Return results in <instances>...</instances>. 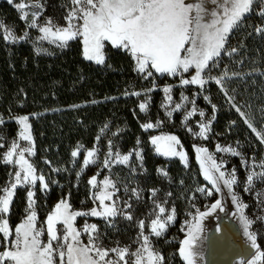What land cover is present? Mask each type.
Returning a JSON list of instances; mask_svg holds the SVG:
<instances>
[{
  "label": "snow or ice",
  "instance_id": "1",
  "mask_svg": "<svg viewBox=\"0 0 264 264\" xmlns=\"http://www.w3.org/2000/svg\"><path fill=\"white\" fill-rule=\"evenodd\" d=\"M14 3V0H8ZM256 0H71L73 7L64 17L65 26L53 24L49 18L44 25L38 24V17L41 15L43 6L39 0L34 3L25 4L23 2L16 4V8L22 13L21 20H26L30 14L32 21L27 26L29 28H38L39 40H48L49 43H55L60 48L68 46V42L79 38L83 45V57L88 61H93L97 65L105 64L104 49L106 42L113 48L126 51L135 62V71L138 74H144L143 78L153 76V70L161 76H181L180 84L199 85L203 89L204 85L209 81H214L221 87V90L227 94L224 88L225 79H231L227 73L220 77H211L204 75L215 67L219 57L222 54L231 55L236 52L232 49L227 52L226 43L232 31L241 26L247 14L252 10V5ZM262 5L260 15H264V0H259ZM211 4L213 7L209 8ZM31 9V12L25 9ZM0 24V28H3ZM4 39L13 43L19 42L16 37L7 28L4 29ZM257 33L264 34V28H257ZM28 32L19 38L24 40L28 37ZM39 54L42 49L37 48ZM46 51V50H43ZM51 54V53H48ZM194 68L195 73L190 79L183 78L184 73H188ZM234 76L236 74H233ZM166 100L172 101L170 95L171 88L163 89ZM132 95H141L139 92ZM204 99L209 100L208 96ZM181 100L187 101L188 97L181 94ZM228 102L233 108L244 118V122L251 129L256 137L264 143V130H257L253 123L248 119L244 112L233 103V98L229 97ZM191 103L193 107L187 111L183 117L182 123L189 120L195 114H199L202 118L198 122V132H193L192 128L188 131L193 138H201L207 140L208 133L211 131V124L215 121L216 105H212L213 116L211 120L205 122V112L195 107V100ZM148 101L141 102L139 108L141 112L147 111ZM183 107V103H177L175 107L166 114L171 118L173 111H179ZM20 131L18 138L14 140L8 151L3 155V162L6 164H14L18 166V170L14 173V182L10 183V187L3 189V195H0V234L3 235V241L0 246L4 247V251L0 252V264H55V257H59V264H162L163 257L153 251V245L150 243V236L143 233L145 222L143 219L139 221L141 232L136 239L139 244L135 251L130 250V246L123 248L117 246L113 248H105L100 242V236L97 225L85 224L83 232L88 234L89 242L83 245L80 241L81 231L74 227V221L80 216H94L105 220L109 227L115 226V220L118 216L128 221L133 220L131 211L125 213L118 204L113 201L115 194V185L105 177L103 181L97 182L96 176L88 180V184L93 189L99 191L92 193L93 201H99V208L93 207L89 212L72 211L71 205L66 199H61L52 212L47 215L45 224L48 236L47 243L41 241L44 234V227H37V213L35 206V186L39 181L40 191L48 190V183L44 175H37L36 168L25 158L35 155L33 137L30 132L28 116L16 118ZM3 121L0 120V123ZM156 124L144 123L141 127L147 131L158 126ZM186 126V125H185ZM3 138L0 137V140ZM99 139V137L97 138ZM28 142V146L21 147L19 141ZM151 144L155 148L158 155L166 158L178 157L185 167H188V158L182 149L181 142L176 135H158L150 138ZM139 143V141H138ZM110 150L104 161V166L109 167L111 163L127 164L131 153L121 155L118 151L113 153ZM181 146V150H177ZM3 147V144H0ZM80 145L78 148H82ZM196 153L197 162L200 164V171L205 181L211 185L212 190L204 188L198 189L201 194L207 192V196L211 197L214 192L222 193L227 189L231 194V202L236 205L233 215H239V222L242 226L243 235L250 245L251 249H255L256 253L251 260H247V264H257V261L264 259L262 252L257 244V235L250 231V226L254 223L244 212L249 205L241 203L237 195L234 194V186L237 185L238 179L236 169L233 168L231 173H227L223 168V162L217 164L208 150L202 146L193 145ZM99 151L94 148L85 153L83 168L95 163V153ZM217 152H230L232 156H238L240 153L235 148L216 146ZM16 156L14 160L13 157ZM73 158L78 156V151L71 153ZM135 157L140 161L141 166L143 156L141 151H135ZM211 161L210 164L207 162ZM247 167V164H245ZM257 167L256 164L252 165ZM260 167L264 168V164ZM135 170V169H133ZM53 171H60L53 169ZM158 173L162 170L158 169ZM77 172V177L81 175ZM218 173V175H217ZM166 175V173H165ZM227 175V178H226ZM256 182H264V172H250L246 177L244 191L249 193ZM222 181V184H221ZM55 183V181H53ZM28 186L27 191V215L26 218L18 224L14 232L10 231L8 214H10V205L13 201L14 193L18 187ZM102 186V187H101ZM112 188L113 191H109ZM153 190V196L155 195ZM134 196L139 199L136 189L132 190ZM105 201H112L106 204ZM125 207L131 209L132 205L125 202ZM159 209V214L165 213V207L159 203L155 204ZM223 210L222 201L217 199L211 204L208 211H201L195 219V227L190 230L187 238L180 242L179 255L185 264H196L197 253L193 247L200 237L197 233H203L202 222L217 210ZM175 209L173 208V213ZM174 215H168L167 220H163L161 215L151 220L150 231L156 238H161L167 230L170 222L174 221ZM257 219L264 220V217ZM62 225V229L58 228ZM62 231L63 235H59ZM220 231L219 227L216 229ZM142 236V242L140 237ZM129 257L132 259L129 260ZM246 257L241 259L244 264Z\"/></svg>",
  "mask_w": 264,
  "mask_h": 264
},
{
  "label": "trees",
  "instance_id": "2",
  "mask_svg": "<svg viewBox=\"0 0 264 264\" xmlns=\"http://www.w3.org/2000/svg\"><path fill=\"white\" fill-rule=\"evenodd\" d=\"M41 1L47 16H59L60 22L65 23L64 13L70 9L71 0ZM261 7L260 2L254 4L241 26L229 36L225 46L227 52L232 49L237 51L231 55L222 54L216 66L208 72L211 77H220L225 73L232 77L224 82L227 94L212 81L204 92L209 100L206 101L202 96L200 105L208 114H214L212 105H216L213 138L222 136L221 139L237 144L243 151L264 157V143L228 102L229 97L233 98V103L245 113L253 126L257 130H264V34L256 32L257 28H264ZM0 24L12 25L18 31L22 27L16 11L6 3L0 4ZM108 48L105 64L96 65L83 58L79 40L62 49L46 47L45 53L38 54L32 45L8 43L0 35V117L9 129L7 137L16 134V118L25 115L30 117L36 172L44 175L50 190L48 196L43 198L39 188L36 189V209L40 223L67 193L74 207H78L79 197L86 196V179L91 173L77 179L80 161L84 150L92 148L106 126L115 127L118 132H131L132 137L147 135L141 127L144 122L139 108L142 98L132 93H140L148 86L134 70L135 63L128 53L110 46ZM174 133L190 156L188 172L194 184L205 186L194 160L190 137L184 130L178 129ZM80 145L83 151L79 155V162L71 167V153ZM144 160L152 177L158 166L168 165L151 155L148 144ZM168 173L175 176L172 166L168 168ZM10 176V168L3 163L0 155V195L8 187ZM77 181L79 187L75 190ZM77 193L82 195L77 196ZM180 197L176 205L182 209L188 200L182 201ZM25 205L26 191L18 189L8 217L11 229L23 219ZM178 222L179 219L176 225ZM177 249L175 260L183 264Z\"/></svg>",
  "mask_w": 264,
  "mask_h": 264
},
{
  "label": "rangeland",
  "instance_id": "3",
  "mask_svg": "<svg viewBox=\"0 0 264 264\" xmlns=\"http://www.w3.org/2000/svg\"><path fill=\"white\" fill-rule=\"evenodd\" d=\"M21 2L25 4H31L34 3L35 0H14V3L11 4L8 2V0H0V4L6 3L16 11L17 16L20 22L22 23V27L19 30L20 32L16 27L12 25L11 26L3 25L4 27L0 28V35L4 37L5 35L4 29L7 28L19 41L16 43H28L32 45L35 48V50L37 48H40L42 49L40 53H45L46 51L43 50H46V47L60 48L55 43H49L48 40L41 41L38 39L39 36L42 35L41 33H39L38 28H29L27 26L32 21V16L30 14L27 16L26 20L20 19L22 13L16 8L15 5ZM39 2L43 6L41 15L37 18L39 25H44L45 22L49 18H51L53 24L58 26H65L66 22L64 24L60 22L61 17L57 16L55 18H52L47 16L42 1L39 0ZM258 2L259 0H256L254 4ZM254 4L252 5V7L254 6ZM72 7L73 5L71 3L70 9ZM69 10L65 11L64 16L67 15ZM25 11L31 12L32 10L26 8ZM250 12L247 14V16L250 14ZM25 31L28 32L29 34L28 37H26L24 40H20L19 38L25 33ZM76 40L80 41L82 47V54H83L82 42L79 38H77ZM76 40L70 41L68 42V44ZM7 42L13 43L10 41ZM109 46L112 47L110 44L106 42V46L104 49L105 62H106L107 51L109 49L108 48ZM194 73H195V69L192 68L188 73L183 74V78L190 79L191 75H194ZM139 75L142 78V82H144L148 86L147 89L141 90L140 91L141 95H139L142 98L141 102H145L146 100L148 101L147 111L146 112L140 111L141 116L144 118L143 124L149 122L156 124L157 120H159L160 121L159 125L152 129H148L147 131H145L142 128L144 133L147 132L146 133L147 135H144L142 137L141 136L132 137L131 132H126V131L118 132L115 130V127L112 129L111 126H106L99 133L98 135L99 139H96V142L94 143L92 148L88 149V150H93L94 148H96L99 150L95 153V157H94L95 163L90 164L86 168H83V171L81 172V169L83 167L84 156L86 151L88 150H84L83 159L80 161V169L78 172H81V175L79 176V178L77 177V179L79 180L81 177L85 176L89 172L91 173V175L88 176L86 179V183L88 186V191L86 192V196L79 197L80 199L78 201L79 204L78 207H74L72 205V201L69 193H67L62 198L68 201V203L71 205L72 211L89 212L93 207H97V209L100 210L99 201H93L92 199V193L99 191V189H93L92 186L88 184V180L93 176H96L97 182H99V181H103L105 177H107L115 185V189H114L115 194L113 196V201H115L118 204L119 208L123 210L125 213L131 211L133 214V220L128 221L123 217L118 216L115 220V226L109 227L106 224L105 220L100 217H94L90 215L77 217L76 220L74 221V227L77 230H80L82 233L80 236L81 243L83 245H87L89 242L88 234L82 231L85 224L86 223L89 225L95 224L97 225V229L99 232L100 242L105 248H113L117 246L123 248L125 246H130V250L135 251L139 246V244L136 243L135 241L141 232V229L139 227V221L143 219L145 222L143 233L145 235L150 236V243L153 245V251H155L157 254L163 257L162 264H178L177 261L175 260L176 247H178L177 249V254H178L180 242L183 239L187 238V235L190 230L194 229L195 219L199 215V212L206 211L215 200L214 194L211 197H208L207 192L201 194L198 191V189L200 188H204L206 190H210V189L206 186L198 187L194 184V181L188 172L190 169V162H191L190 156L187 153L185 146L181 141L180 142L182 149L185 151L188 158L187 168L185 167L184 164L181 163L178 157L166 158L162 155L156 154L155 148L150 142V138L152 136L169 135V134L176 135L174 131L180 129V130H184L188 134L193 145L195 144L197 146H202L206 148L208 150V153L212 155L213 159L216 161L218 165L223 162L222 170H225L226 174L231 173L233 168L236 169L238 183L237 185L234 186L233 192L234 194L237 195L238 199H240L241 203L249 205V207L244 209V212L249 219H252L254 221V223L250 226V231L257 235V243L259 244V248L262 252H264V220L257 219L258 217H264V182H256L254 180L251 191L249 193H246L244 191L245 184L247 182L246 177L250 172L252 171H256L257 173L264 172V168L260 167L261 164H264V157L255 156L254 154L245 152L237 144H233L224 139H221L222 136H215V138H213L214 137L212 132L213 123L211 124V131L208 133L209 138L207 140L201 139L199 137L194 139L192 134L188 131V128L189 127L192 128L193 132L199 131L197 124L199 121H201L202 118L199 116L198 112L197 114L192 116L189 120L182 123L183 117L186 114V112L191 110L193 107V104L191 103L192 100H195V107L198 110H203L205 112V117H203V120L205 122L211 120L213 114H208L207 111L204 110V108L200 105V98L204 96V92L206 91L208 85L212 81H209L207 84L204 85L203 89H201L199 85L182 86L180 84L181 76L179 75L161 76L159 74H156L154 70H153V76L148 77L147 79L143 78L144 74H139ZM204 75L210 76L207 71ZM156 77L164 78V79L158 80ZM165 87L171 88V92H170V95L172 97L171 102H168L166 100L165 93L163 91ZM182 93L184 94V96L188 97L187 101L181 100ZM177 103H183V107L179 111H173L171 118H169L166 113L168 111H171ZM154 104H156L155 109H154ZM0 120H2L1 117ZM28 123L30 125L29 121ZM4 124L5 121L0 123V137L3 138L2 140H0V144H3V147H0V155L2 156V159H3V155L8 151L11 143L18 138V133L20 131V126L18 125L17 120H15V124L17 127L16 134L14 137H7V134H9V129ZM30 132L32 135L31 126H30ZM148 132L150 134H148ZM109 142H111V151L113 153L117 151L121 155H126L131 153L129 162L127 164H118L113 162L110 164L109 167L104 166V161L110 150ZM32 143L34 144V140L32 141ZM19 144L21 147L28 146V142L23 140H20ZM147 144L149 150L151 151V155L154 158L162 159L163 161L168 163V165L165 166H158L155 170L154 177H152L148 169L145 167L144 156L146 155ZM217 144H219L222 148L223 147L235 148L240 153V155L232 156L230 152L228 153L217 152L216 151ZM181 146H178L177 148L178 151L181 150ZM76 150L78 151V156L76 158L72 157L73 162L71 167H74L75 164L76 165L78 164L79 155L83 151V148H78ZM137 150L141 151V154L143 156L142 166L140 161L137 160L135 157V151ZM34 152H35V147H34ZM34 156L35 155L28 156L27 153H25V158L30 163H32L36 168L34 164ZM13 159L14 160L16 159L15 155ZM170 162H172V165H170ZM4 164L8 166L11 171L10 181L8 185V187H10V183L14 182V173L16 170H18V166H15L14 164H6V163ZM245 164H247V167H245ZM253 164H256L257 167L253 168L252 167ZM170 166H172V168L174 169L175 176L170 175L168 173V168ZM158 169L162 171L158 173L157 171ZM37 187L39 188L40 191L39 181H37V184L35 186L34 210L36 211V213H37V209H36ZM78 187H79V182L77 181L74 185L75 190H77ZM182 187H184L185 189H183ZM18 189H22V190L24 189L26 191V205L24 209V216L23 219L21 220L22 222L27 215V203H28L27 191L29 189L28 186L18 187L17 190ZM133 189L137 190V193L139 194V199L133 195L132 193ZM153 190H156L154 196H153ZM109 191H113V189L110 188ZM15 193H14V197H15ZM49 193H50L49 187L46 192L40 191L41 197L43 198H46ZM182 194H184L185 196L183 197ZM79 195L82 194L77 193V196ZM178 197H180L182 201L184 199L188 200V203H186V206L183 207L182 209H179L176 205ZM125 202L131 204L132 208L127 209L125 207ZM105 203L110 204L112 203V201H105ZM156 203H159L161 206L165 207L164 214H159V209L155 207ZM11 205H10V210H11ZM173 208L175 209L174 213H173ZM53 209L54 207L50 210V212L47 215H49ZM170 214L174 215L175 217L174 221L168 224L167 230L161 238H156L154 235L151 234L150 231L151 220L156 219L158 215H161L162 219L166 221L167 216ZM46 217L44 221L40 223L37 213V227L39 228L41 225H43L44 227V234L40 238L41 241L44 243H47L48 241V236L46 231L47 226L44 223ZM178 219L179 222L176 225ZM62 227H63L62 225H58V228L62 229ZM14 229L10 228V231L14 232ZM59 235L62 236L63 232L60 231ZM2 241H3V235L0 234V242ZM140 241L142 242V236L140 237ZM2 251H4V247L0 246V252ZM131 259L132 258L129 257V260ZM55 264H59L58 256L55 257ZM245 264H247V262ZM257 264H264V259H262L261 261H257Z\"/></svg>",
  "mask_w": 264,
  "mask_h": 264
},
{
  "label": "water",
  "instance_id": "4",
  "mask_svg": "<svg viewBox=\"0 0 264 264\" xmlns=\"http://www.w3.org/2000/svg\"><path fill=\"white\" fill-rule=\"evenodd\" d=\"M194 160L200 170L195 151ZM207 163L210 164L211 161ZM201 177L205 186L212 190L211 185L204 180L202 173ZM214 195V202L217 199L222 201L223 210L218 209L202 222L204 231L203 233H197L200 239L193 247L194 252L197 253L196 264H241V259L246 257L245 264L247 260H250L255 255L256 250L251 249L249 252L250 245L243 235L239 215H233L236 205L231 202V194L228 193L227 189H224L222 193L214 192ZM218 227L220 229L219 232L216 231ZM180 260L185 264L182 258Z\"/></svg>",
  "mask_w": 264,
  "mask_h": 264
},
{
  "label": "bare ground",
  "instance_id": "5",
  "mask_svg": "<svg viewBox=\"0 0 264 264\" xmlns=\"http://www.w3.org/2000/svg\"><path fill=\"white\" fill-rule=\"evenodd\" d=\"M209 8H212L213 6L211 4L208 5Z\"/></svg>",
  "mask_w": 264,
  "mask_h": 264
}]
</instances>
